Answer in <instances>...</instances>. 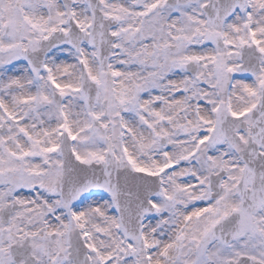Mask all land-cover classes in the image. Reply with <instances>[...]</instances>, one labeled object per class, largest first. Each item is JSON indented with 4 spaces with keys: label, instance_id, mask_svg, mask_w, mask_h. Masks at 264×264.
I'll return each mask as SVG.
<instances>
[{
    "label": "snow or ice",
    "instance_id": "6c2138e0",
    "mask_svg": "<svg viewBox=\"0 0 264 264\" xmlns=\"http://www.w3.org/2000/svg\"><path fill=\"white\" fill-rule=\"evenodd\" d=\"M0 264H264V0H0Z\"/></svg>",
    "mask_w": 264,
    "mask_h": 264
}]
</instances>
